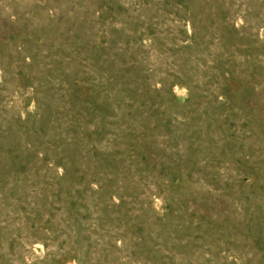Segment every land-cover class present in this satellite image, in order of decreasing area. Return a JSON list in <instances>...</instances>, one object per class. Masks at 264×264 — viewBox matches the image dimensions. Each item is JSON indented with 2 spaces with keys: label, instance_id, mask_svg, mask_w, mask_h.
<instances>
[{
  "label": "rangeland",
  "instance_id": "rangeland-1",
  "mask_svg": "<svg viewBox=\"0 0 264 264\" xmlns=\"http://www.w3.org/2000/svg\"><path fill=\"white\" fill-rule=\"evenodd\" d=\"M0 264H264V0H0Z\"/></svg>",
  "mask_w": 264,
  "mask_h": 264
}]
</instances>
